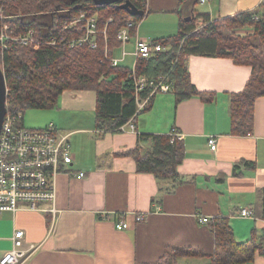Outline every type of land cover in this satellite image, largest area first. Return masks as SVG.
Here are the masks:
<instances>
[{
	"label": "crops",
	"instance_id": "obj_1",
	"mask_svg": "<svg viewBox=\"0 0 264 264\" xmlns=\"http://www.w3.org/2000/svg\"><path fill=\"white\" fill-rule=\"evenodd\" d=\"M197 6L211 22L243 13L264 18V0H146L147 13L126 44L132 46L128 53L134 51L136 37L153 42L176 35L193 11L200 12ZM238 34L251 36L253 29ZM121 50L122 46L112 55ZM187 70L197 91L212 95L205 101L193 96L176 102L172 93L157 94L133 123L134 132L100 136L94 121L95 93L63 92L53 108L55 115L46 122L69 135L74 157L55 178L58 213L52 221L49 214L23 205L15 214H2L0 256L11 249L13 234L20 230L25 247H38L24 264H154L175 248L203 255L180 258L178 264H209L214 236L208 223L200 222L204 217H226L237 243L248 241L253 231L260 240L264 220L238 213H252L264 189V98L255 101L253 133L232 136L230 95L243 91L251 68L228 58L191 55ZM172 129L181 133L184 149L178 179L157 181L152 174L138 173L133 157L126 155L137 148L138 136L169 135ZM212 137L215 151L208 146ZM149 146L140 144L141 153ZM240 161L255 167L238 166ZM79 173L84 178L73 176ZM138 213L145 215L141 223L134 221ZM118 219L130 228L117 231ZM245 264H264V258L256 254Z\"/></svg>",
	"mask_w": 264,
	"mask_h": 264
},
{
	"label": "trees",
	"instance_id": "obj_2",
	"mask_svg": "<svg viewBox=\"0 0 264 264\" xmlns=\"http://www.w3.org/2000/svg\"><path fill=\"white\" fill-rule=\"evenodd\" d=\"M129 1L146 15V0ZM0 8L6 16L22 18L18 24L11 20L0 21V26L8 23L23 32L33 29L36 37L43 41L54 36L55 32L49 30L52 24L59 27L70 15L81 12L96 17L99 31L95 48L89 45L69 49L45 43L28 47L11 44L0 54L8 90V110L12 114L53 109L65 91H93L96 95L95 128L101 131L100 136L119 133V128L129 121L135 123L139 115H136L131 70L122 65L112 67L105 59V51L108 50L109 57H112L121 47L118 32L127 21L133 19L138 23L143 18L130 17L115 5H99L97 0H0ZM56 9L69 12L53 13ZM190 18L180 24L176 35L153 41L169 49L148 59L137 60L135 76L149 79L166 76L176 102L193 96L205 101L212 94L199 92L191 84L187 70L189 56L228 58L235 65L250 67L251 76L243 91L231 94L229 102L231 135L250 136L254 129L255 101L264 98V18L257 19L254 14L243 13L211 22L208 13L196 11ZM247 27L253 29V34L240 36L238 32ZM83 32L80 26L68 32L67 37H79ZM146 94L144 91L141 96ZM153 98L148 101L144 112L149 109ZM142 143L150 144L143 154L139 148ZM126 155L133 157L138 173L152 174L157 181H173L178 179L177 167L184 159V149L180 141L169 144V135H139L137 148ZM239 165L255 167L254 163L246 161H240ZM259 199L251 214L253 218L264 220V189L259 192ZM208 227L214 236V254L209 257V264L250 263L256 254L264 258V234L257 241L253 231L248 241L237 243L226 217L211 219ZM190 257L203 255L192 249H169L154 264H178V259Z\"/></svg>",
	"mask_w": 264,
	"mask_h": 264
},
{
	"label": "built area",
	"instance_id": "obj_3",
	"mask_svg": "<svg viewBox=\"0 0 264 264\" xmlns=\"http://www.w3.org/2000/svg\"><path fill=\"white\" fill-rule=\"evenodd\" d=\"M207 0H200L201 3ZM69 12L64 9H56L53 13ZM11 20L18 24L22 21L19 16H6L0 8V21ZM96 17H89L87 13L81 12L78 15H70L57 27L52 24L49 28L54 31V36L43 41L37 38L35 31H19L17 28L3 23L0 26V54L10 47L11 44L19 46H40L43 43L50 46L67 47L74 49L89 45L95 48V37L99 33L96 27ZM82 26L83 34L79 37H67V33ZM138 23L133 19L127 21L126 25L118 32L117 39L121 43L122 50L120 58L109 57L108 50L105 51V59L112 65L118 67L123 64L128 56H132L134 63L130 78L133 81L134 95L137 104L136 115H140L147 106L148 101L157 94L172 92V86L166 76H159L157 79H149L144 76H135V65L139 59H148L157 55L169 47L151 42L146 39L135 40L134 51L128 53L124 46L131 40V32L136 31ZM43 30V29H42ZM41 30V32H42ZM101 33H105L104 31ZM2 57V56H1ZM3 69V68H2ZM6 84V83H5ZM146 91V96L141 93ZM6 115L0 130V216L4 213L15 214L23 205L27 209L49 214L52 221L58 210L55 208L56 188L55 178L63 167L71 166L73 154L69 135H63L53 125L49 124L42 129H26L23 125L21 113L12 114L8 110V90L6 88ZM120 131H135L132 121L119 128ZM101 133V131H97ZM182 135L176 129L169 134V144L180 141ZM208 146L211 151L217 148L215 138L208 139ZM76 178H84V173L73 175ZM241 217H252L249 210L243 209L239 213ZM135 223H141L145 215L138 213L133 215ZM201 223H208L209 219H200ZM53 223V222H52ZM117 231H124L130 228L126 220H117L114 225ZM24 234L16 230L12 237V247L0 256V264H24L38 249L30 244L28 247L23 243Z\"/></svg>",
	"mask_w": 264,
	"mask_h": 264
},
{
	"label": "water",
	"instance_id": "obj_4",
	"mask_svg": "<svg viewBox=\"0 0 264 264\" xmlns=\"http://www.w3.org/2000/svg\"><path fill=\"white\" fill-rule=\"evenodd\" d=\"M97 4L99 5H115L118 9L124 10L128 13L130 17H139L143 18L145 13L143 11L138 10L129 0H97ZM191 18H188L186 21H190ZM6 84H5V76L2 67L0 66V130L2 127V123L4 121V117L6 115Z\"/></svg>",
	"mask_w": 264,
	"mask_h": 264
},
{
	"label": "rangeland",
	"instance_id": "obj_5",
	"mask_svg": "<svg viewBox=\"0 0 264 264\" xmlns=\"http://www.w3.org/2000/svg\"><path fill=\"white\" fill-rule=\"evenodd\" d=\"M202 6H197V10H201ZM201 12V11H200ZM132 43V41H131ZM126 51H132V46H126ZM115 58H120V52L118 55H115ZM1 63V61H0ZM133 65L132 57H127L122 66L131 68ZM2 67V65L0 64ZM161 95V94H158ZM56 110L47 109V110H27L22 114L23 125L26 129H42L46 127V122L50 119L51 115H55ZM54 118V116H53ZM52 118V120H53ZM52 124V123H51Z\"/></svg>",
	"mask_w": 264,
	"mask_h": 264
},
{
	"label": "bare ground",
	"instance_id": "obj_6",
	"mask_svg": "<svg viewBox=\"0 0 264 264\" xmlns=\"http://www.w3.org/2000/svg\"><path fill=\"white\" fill-rule=\"evenodd\" d=\"M145 109V108H144ZM144 109H143V112H144Z\"/></svg>",
	"mask_w": 264,
	"mask_h": 264
}]
</instances>
